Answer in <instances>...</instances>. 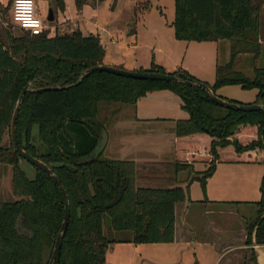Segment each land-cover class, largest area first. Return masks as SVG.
<instances>
[{"label":"trees","instance_id":"obj_1","mask_svg":"<svg viewBox=\"0 0 264 264\" xmlns=\"http://www.w3.org/2000/svg\"><path fill=\"white\" fill-rule=\"evenodd\" d=\"M13 1L6 8L0 4V169L11 170V199L0 200V264H49L64 215L58 186L31 165L33 178L27 177L25 161L11 140L13 111L28 84L16 120L18 144L52 171L69 201L68 225L55 264H105L114 244H171L175 206L187 200V187H138L133 162L106 159L104 150L96 153L106 132L97 120L101 104L135 106L158 91L178 96L187 118L174 125V172L207 164L205 171L188 180L197 181L203 193L218 163L264 165V68L254 67L252 76L233 69L238 55L249 54L255 61L261 53L264 0H170L177 41L233 43L229 62L216 67L212 85L204 84L215 96L222 87L257 90L255 103L260 100L262 110L251 113L213 104L203 89L184 83L200 81L181 68L166 73L151 63L149 70L137 71L171 74L179 83L104 72L84 75L103 65L99 39L79 31L49 37L48 31L34 36L20 29L21 34L14 36L2 26ZM34 1H46L65 12L64 0ZM72 1L80 11L91 1L106 0ZM259 192V215L248 230L249 236L261 222L256 244L264 243V176Z\"/></svg>","mask_w":264,"mask_h":264},{"label":"rangeland","instance_id":"obj_2","mask_svg":"<svg viewBox=\"0 0 264 264\" xmlns=\"http://www.w3.org/2000/svg\"><path fill=\"white\" fill-rule=\"evenodd\" d=\"M68 6L65 17L66 19H74L73 22L62 21L60 12L55 9L54 5L45 1L36 2L38 16L41 20H46L49 7L53 10L54 20L48 23V36L54 37L56 34H71L79 31L81 34L88 36L93 35L99 39L104 51L105 61L107 63L113 59H119L123 64V69L133 71L136 64L143 67V71L150 69V64L154 63L166 69L174 71L178 67H186L198 80L202 83L211 85L214 80V69L216 61V46L214 43H195L177 41L174 38L172 22L174 19V5L170 0L147 1L138 3L136 0H106L100 3L89 2L77 14L72 0ZM10 0H0L2 7L9 6ZM2 26L9 28L14 36H19L20 29L11 24L10 8L6 12V20L2 22ZM218 57V56H217ZM217 59H221L220 55ZM257 67H264V47L261 50L260 57L256 63ZM171 73V72H168ZM246 75L252 76L246 71ZM225 97L237 104L250 105L257 91H245L240 87H226L224 89ZM162 92V93H159ZM173 96V101L159 102L158 96ZM226 99V98H225ZM140 106L147 108L150 112L154 111L156 116L165 119L179 120L187 118V114L179 109L182 105L181 99L168 91H158L153 93L147 99L139 102ZM147 113V112H146ZM149 114V113H148ZM134 115V109L125 105H99L97 116L106 131V144L104 147L103 157L106 159H121L126 151L122 145L124 137L122 136L124 122ZM166 132L168 124L164 127L158 125ZM119 127V129L117 128ZM143 125L138 128L143 130ZM33 130V135H35ZM6 139V138H5ZM203 148V144L199 145V150ZM142 155H139L141 158ZM169 157V155H168ZM165 158L166 155H165ZM173 159V154L170 155ZM169 159V161H172ZM165 160L160 173L172 174V164ZM170 163V165H169ZM165 166V167H164ZM171 166V167H170ZM27 177L33 178L31 166L24 162L22 164ZM162 167V166H161ZM198 166L197 170H204ZM264 168V167H263ZM143 167H140V170ZM264 170V169H263ZM205 171V170H204ZM192 171L190 175H196ZM10 175V177H9ZM185 177L188 176L186 172ZM139 176H137V179ZM11 170L0 169V200L11 199ZM143 185V183L136 182ZM161 186V184H158ZM191 199L199 197L201 199V190L197 183L193 182L190 191ZM195 217V224H203L208 217ZM198 219V220H197ZM203 222L201 223L200 221ZM200 229L197 230L200 234ZM250 234L246 240L247 245L251 243ZM170 245L162 244H117L112 250H108L105 257V264H215L216 254L210 247H200L195 252L198 255L194 257V253L188 248L185 253L179 252V255L173 254L167 256ZM264 255V249L260 250Z\"/></svg>","mask_w":264,"mask_h":264},{"label":"crops","instance_id":"obj_3","mask_svg":"<svg viewBox=\"0 0 264 264\" xmlns=\"http://www.w3.org/2000/svg\"><path fill=\"white\" fill-rule=\"evenodd\" d=\"M136 1L138 3L146 2L140 0ZM64 3L66 12L71 3L69 0H64ZM81 11L82 10L76 11V13L79 14ZM65 12L60 13V19H63L62 21L67 20L73 22L74 19H66ZM213 43L216 46V69L217 66H223L229 62L231 46L233 43L230 41H219ZM261 44L263 48L264 38H262ZM219 55L221 57L220 60L217 59ZM258 59L253 61L251 55L240 54L234 61L233 69L243 73H246V71L251 73L254 67L264 68L257 67L256 63ZM102 62L105 66L124 68L119 59H113V61L107 63L105 61V57H103ZM178 68L187 71L197 80L199 79L186 67ZM139 70L145 69L136 64L133 71ZM164 71L166 73H172L175 70L167 71L164 69ZM225 88L226 87L217 89L216 95L229 100L227 99L228 97H225L224 95L223 91H225ZM153 93L156 92L148 93L145 97L139 99L135 106H131L134 109L133 117L124 122L123 126H121L123 128L122 130L117 127L123 132L122 136L124 137V141L122 145L125 146L126 151L122 154L123 157H121V159H116V161H131L135 164L137 175L139 176L136 182L143 183V185H137L138 187L170 188L178 186L183 189L187 187V200L175 206V237L173 243L166 244L171 246V248L167 251V256L171 254L174 256L179 255L177 253L178 248H181V251H179L181 254L185 253L188 248L189 251L194 253V257H196L198 252L195 251L200 247L205 248L206 246L212 248L213 252L216 254L217 257L215 258V264H264V255L260 252V250L264 249V243L256 244V230L261 222L256 223L251 231L252 236L250 245H247L246 243L248 230L257 220L259 215L260 208L256 205V203L261 197L259 187L264 176V165L218 163L215 166L212 176L206 180L205 192L203 193L200 184L197 181L189 182L188 180L192 171L203 172L207 169V164L196 163L192 165V171L174 172L175 136L173 130L177 120L161 118L154 115V111H146L147 108L140 106L139 102L147 99V97ZM257 94L258 91L254 94L255 99L249 104L255 103ZM155 99L159 102H165L167 100L173 101L174 98L173 96L168 95L158 96ZM179 109L181 110L180 105ZM166 124H168L169 127V131L167 132L158 126L162 125V127H164ZM138 125H143V130L139 129ZM140 154L142 155L141 158H139ZM171 154H173V159L170 158ZM165 155L167 158H165ZM169 159L172 161H169ZM165 160L172 164V174L166 175V173H160V169L163 168ZM199 165L202 166L201 168L205 169L202 171L197 170ZM141 166L143 169L140 170ZM186 172L188 173L187 177L184 176ZM193 182L197 183L200 187L201 199H198L199 197L191 199L190 191ZM158 184H161V186H158ZM197 216L208 217V220L205 222L199 220L201 223L203 222V224H201L202 227H200V224H195L194 220ZM263 218L264 213L261 215V219ZM200 228V234H198L197 230ZM115 245L117 244L112 245L108 250H112Z\"/></svg>","mask_w":264,"mask_h":264},{"label":"water","instance_id":"obj_4","mask_svg":"<svg viewBox=\"0 0 264 264\" xmlns=\"http://www.w3.org/2000/svg\"><path fill=\"white\" fill-rule=\"evenodd\" d=\"M53 20H54L53 10L51 7H49L48 14L46 17V21L48 23H52ZM95 72H104V73H109V74H113V75L124 77V78H131V79L142 80V81H160V82H169V83H179L180 82V80L177 77H175L171 74H161V73H156V72H137V71L132 72V71H126L123 69H118V68L105 66V65H99V66L92 67V68L86 70L84 72V75H89V74L95 73ZM79 82H80V80H79ZM184 83L188 86L200 87L201 89H203L207 93L210 101L213 104H215L219 107H222L224 109L239 111V112H243V113L258 112V111L262 110V105L260 103V100H259V102L254 103V104H250V105L230 103V102H227V101L215 96L212 93V91L202 82L186 81ZM29 87H30V85L28 84L27 86H25L22 89V91L19 95V98L17 100L16 106H15L14 111H13L12 119H11L10 136H11V140H12L13 146H14L17 154L26 163H28L29 165H31L33 167L39 168L43 173H45L58 186V188L61 192L62 200H63V204H64L63 221H62L60 230L58 232V235L56 237L53 252H52V255H51L50 261H49V264H55V262L58 258V255H59V250L61 247L62 238H63V235H64V233L67 229V225H68L69 213H70L69 201L67 198L66 191L64 190L63 186L60 184L57 177L52 173V171L44 163H42L41 161H39L36 158H33L32 156L27 154L23 149H21V147L18 144L17 137H16V120L18 118V113H19V109L21 106L22 99H23L24 95L29 91ZM105 144H106V132H103L102 138L99 141V145H98V148L96 150V153L104 150Z\"/></svg>","mask_w":264,"mask_h":264},{"label":"built area","instance_id":"obj_5","mask_svg":"<svg viewBox=\"0 0 264 264\" xmlns=\"http://www.w3.org/2000/svg\"><path fill=\"white\" fill-rule=\"evenodd\" d=\"M10 12L12 26H16L34 36L49 31L47 21L41 20L38 16L34 0H14Z\"/></svg>","mask_w":264,"mask_h":264}]
</instances>
